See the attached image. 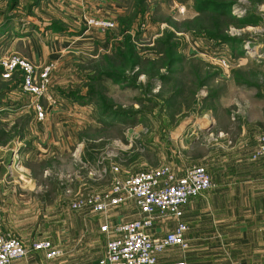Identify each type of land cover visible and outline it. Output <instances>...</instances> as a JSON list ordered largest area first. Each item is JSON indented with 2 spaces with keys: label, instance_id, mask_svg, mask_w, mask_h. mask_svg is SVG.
<instances>
[{
  "label": "crops",
  "instance_id": "crops-1",
  "mask_svg": "<svg viewBox=\"0 0 264 264\" xmlns=\"http://www.w3.org/2000/svg\"><path fill=\"white\" fill-rule=\"evenodd\" d=\"M155 1L39 0L27 21L28 24L32 23L35 31H26L22 36L9 38L5 42L0 40V57L10 52L11 46L20 44L16 47L17 51L38 66L53 65L47 97L35 98L18 87L10 90L6 88V83L10 81L0 77V217L3 228L26 242L48 239L62 249V255L54 259H46L43 252L33 251L10 264H98L106 241L104 233L99 230L100 226L107 219L122 222L137 216V208L132 201L109 211L107 215L86 210L66 213L63 205H67V199L74 193H80V190L84 191L81 194L89 192L74 186L73 182L78 179L80 169L89 172L95 168L92 166L94 163L104 158L102 148L91 157L83 152V141L95 140L85 130H90L96 121L99 124L102 121L94 108L85 110L84 106L93 103L87 102L84 97L88 82L80 84L83 77L89 79L97 70L89 67L83 70L79 65L84 58L88 61L96 59L97 62L102 57L110 61L116 56L128 58L132 53L135 59L148 55L150 60H154L162 55L154 50L156 42L166 34L178 35L184 32V28L176 29L174 20L178 18H155ZM171 1L175 7H181L178 17L181 16L185 5L177 3V0ZM86 17L110 18L115 27L101 31L97 27L86 26ZM140 21L145 25L141 30L149 34L150 42L144 45L149 47V52L152 51L150 54L139 53V45H136L142 37L140 31H135ZM255 26L260 25L254 22L248 24V28ZM91 46L96 47L92 53H86V57L79 54L85 47ZM246 64L245 103L232 97L229 105L234 108H225V113H217V107L208 108L199 103L198 113L189 120L188 132L195 134L191 129L210 128L199 137L211 144L204 166L210 173L214 187L201 196L191 198L183 206V220L188 224V230L184 233L187 246L166 248L157 256L156 264H264V157L251 159L256 148V136L264 134V57L248 58ZM168 69L148 71L141 65L127 73L107 71L106 74L125 76L126 79L120 80L116 86L119 89L128 85L129 74L137 78L135 88L142 87L139 77L152 74V78L161 79L165 74L167 78L161 79V88L174 80L161 97L166 102L165 108L183 112L190 104V92L188 88L186 90L185 80H176L172 76L180 70L174 67ZM68 77L72 79H66ZM69 80L70 83L67 82ZM148 82L151 87L152 82ZM151 91L155 93L154 87ZM68 93L82 96L83 100L71 98ZM36 101L45 108L43 120L35 117L33 103ZM158 101L157 96L145 101L136 100L133 103L134 115H116L118 117L111 125L118 122L126 125L124 134L129 136L113 139L115 145L119 146V156L131 144V135L135 140L138 137L149 141L153 150L162 148L166 131L172 138L174 127L172 122L169 123L164 108L155 112L162 108L158 106ZM143 103L151 104L148 111L142 110L140 105ZM79 107L91 118L84 116V113L80 114L83 118H79ZM67 108L71 110V117L62 119ZM149 111L154 119L160 118L166 125L161 138L158 137L157 128L151 129L150 133L143 128L144 114ZM235 113L237 116H234ZM183 123L184 120L179 121L176 127L180 129V140L186 141L184 128H181ZM197 137L193 138L197 140ZM65 158L70 168L60 164ZM119 166L127 173L120 162ZM180 169L183 171V168ZM126 173L123 172L124 175ZM67 189L69 193H66ZM47 205L54 206L53 211L46 212L53 218L52 226L36 228V220L42 221V206ZM173 225L171 219L158 221L148 233L160 236Z\"/></svg>",
  "mask_w": 264,
  "mask_h": 264
},
{
  "label": "rangeland",
  "instance_id": "rangeland-1",
  "mask_svg": "<svg viewBox=\"0 0 264 264\" xmlns=\"http://www.w3.org/2000/svg\"><path fill=\"white\" fill-rule=\"evenodd\" d=\"M4 1L5 0H0V24L4 23V27H7L6 30L0 34V38L1 36L3 37L0 40H3L2 42H5L4 40H8L9 38L22 36V34H24L26 31L34 32L35 30H33L32 23H27V21H29L28 15L32 14L33 6L35 5L31 3L33 1ZM211 1H213L215 4H218L217 6H215L216 8H213L214 4L213 6L212 4H201L203 3V0H177V3L185 5L183 11L184 13L179 17L178 14L181 10V7H175L171 0L155 1L157 2L154 5L153 11V15L155 16V18L159 20H174L173 17L178 18L176 21L174 20L176 29L180 28L181 30H183L184 28V32L180 30L179 32L182 33H179L178 35L177 33H172L171 40L172 42L178 43V49L176 47V50H174V52L172 53L174 54L171 63V65L173 64V66L169 67H174L176 68V70H180V72H177L172 76L176 77V80H185L186 90L188 88V91L191 95V97H188L191 106L190 104H188L186 107L187 109L183 112H180V109L169 110L165 108L166 102H163L161 98L162 96H164L163 92L168 90V88L172 86V82L174 80H171V83L169 82L167 86L161 88L159 85L167 77H161V79H163L161 80L157 77L152 78L151 74L150 78L139 77V80L141 79L140 84L142 87L137 86L138 88H135V82H137V78H135L133 74L128 73V85L119 89L118 87H116L119 84L118 79H121L122 82L123 77L119 76L117 79L118 81H114L110 78L117 77H111L106 74L107 71H119L121 73H124L126 71L127 73L133 69H138L139 66L141 67V65L144 70L148 71H157V69L159 68L169 70L165 67L166 61L158 62L157 64L152 62V64L149 62L150 57L148 55L141 57L137 56L136 59L132 55L130 61L128 60L129 57L127 58V56H116L110 61H105L102 57H99V60H97V62H95L96 59L88 61L86 58L81 61L82 63L79 65L80 69L84 70L89 67V69L96 68L97 70L95 74H90V76H92L89 79L83 77L82 81L80 82V84H84L86 81L88 82L84 97L87 102L91 101L93 103L92 105L84 106V108L85 110H90L88 109V107L94 108L96 114L98 116L100 115V119L102 121H100L102 124H99L96 121L97 123L95 122L94 125L91 126L90 130H85L86 133L89 132V135H91L90 137H94L92 139H95L93 141H83V152H85V156L91 157L94 154H97L98 151L102 148L104 158L101 160H104V163L113 166H119L120 162L124 167H126L128 174L138 170L158 167L162 164H172L178 170H181L180 168L184 169L192 165H205L204 159L207 156V152L211 144L205 141L202 136H199L203 131L207 132L210 128L206 126L202 129H191V131H195V134L192 132H188L190 130L188 126L191 124L189 120L194 117V115L198 113V110L200 109L199 107H197V105L200 103L202 104V106L203 104H205L208 108L217 107V113H225V108L226 110L234 108L233 105H229L232 97L245 103L247 96L246 60L251 57H264V0ZM253 22L254 24L260 26H255V28H248V24H253ZM142 23L143 21H140V23L138 24V29L135 30L140 31L142 36H140L141 39L138 40V44L136 45H139V53L145 55L150 54L152 51L149 52V47H146L147 45H144L150 42V40L148 36L149 34H147L146 31L141 30ZM144 23L146 22L144 21ZM44 30L48 29L45 28ZM199 30L200 32H198ZM142 31L144 33H142ZM207 32L215 33L217 37H220L225 41L234 40L233 42L235 43L220 42V44L223 45V51H221L219 50L221 47H217L216 45H214V43H216L215 41L208 39L203 34H201ZM164 38L165 36L162 37L161 40ZM253 39L255 40V42L253 41ZM18 45L11 46L12 48L8 54L12 52L20 54V52L16 49ZM94 48L96 47H85L81 52H79V54L86 57V53H92V50ZM222 57H225L226 59H232L234 61L233 66L227 69L219 66L217 62H219V59H221ZM157 60L159 59L157 58L153 61ZM134 61L140 62L138 67L134 66ZM182 71L185 72L183 73ZM66 79L71 80L72 78L68 77ZM70 80L67 82L70 83ZM146 80L151 81L153 85L150 87V83H147ZM200 81L202 84L200 83ZM17 87L20 88L18 83H6V88H10V90L16 89ZM152 87H154L155 93H152ZM20 90L23 91L21 88ZM88 92H91V94H88ZM152 96H157V98L160 100L158 101V106L162 107L158 110H155V112L160 110L162 111L164 108L165 115H168L169 123L172 122V127H174L175 129V131L174 129L172 131V138L169 137L166 131L164 133V138H162V148H155L153 150L151 149V144L149 141L145 139H138V137L135 140L134 136L131 135L133 140L130 145L128 144V148L122 151V153H124V157L122 158V153L120 154V156L118 154L119 146L115 145V141H113V139H125L126 137H129L124 134L125 128L127 126L119 122L114 125H111V123L114 122L115 118L120 115H134V101L149 100L152 98ZM140 106L143 111H148L151 104L143 103ZM189 106L190 108H188ZM221 107L223 109H221ZM75 108L78 109V107ZM81 108L79 107V115L84 113V109L82 108V110ZM236 113L234 114V116H237L238 113ZM116 115L118 116L116 117ZM144 115L147 117H143L144 130L150 133L151 129L154 130L155 128H157L159 133L158 137L161 138L163 135L162 130L165 129L166 125H163V123L160 121V118L154 119V115H152L150 111L149 113L146 112ZM63 116L64 117H62V119L71 117V110H69L68 108L65 109ZM84 116L87 115L84 113ZM79 118L83 117L80 115ZM152 120L154 121V124L152 123ZM181 120H184L181 128H184L183 130L186 136V139L184 140L186 141H181V135L178 136L180 129H178L176 126ZM186 122H189V124H187ZM97 124L98 126L96 127ZM194 136H198L197 140L193 138ZM120 159L125 162L122 163ZM97 162L92 166H95V168L98 167ZM60 164L64 165V168L71 167L68 166L69 163L67 162L66 158ZM121 170L120 175H124L123 172L126 173V170ZM77 175L78 179L75 180L73 184L74 186L80 187V189H85V191H101L108 188L111 184L110 174L104 175L102 178L94 180L96 178L92 179V176V178H90L88 170L80 169ZM82 192L84 191L80 190V193ZM53 207L54 206L50 205L42 206V221L39 222L38 220H36V228H38L39 226L41 228H49L52 226L53 218L51 217V214L46 212L53 211ZM63 208L64 212L72 213L70 212V209L67 205L64 204ZM127 213L130 212L127 211ZM125 217L127 218V216Z\"/></svg>",
  "mask_w": 264,
  "mask_h": 264
},
{
  "label": "built area",
  "instance_id": "built-area-1",
  "mask_svg": "<svg viewBox=\"0 0 264 264\" xmlns=\"http://www.w3.org/2000/svg\"><path fill=\"white\" fill-rule=\"evenodd\" d=\"M87 26L107 31L115 26L110 18L86 17ZM145 25L142 23L141 27ZM223 51V45L214 43ZM221 53V52H220ZM215 55V54H214ZM217 62L222 68L233 66V60L222 57ZM52 64L40 67L29 58L10 53L0 57V74L5 80L20 75L19 87L35 98L47 97L51 85ZM37 120H43L45 108L38 101L33 103ZM264 157V134L256 136V148L251 159ZM98 160V167L90 169L88 174L100 179L111 175L108 188L85 194L74 193L67 199L72 211L86 210L107 215L109 211L132 201L137 208V217L127 221L105 220L100 232L106 237L104 251L98 264H156L157 256L171 246H187L184 238L188 224L183 220V206L191 199L201 196L214 187L210 174L204 165H192L180 171L172 164L138 170L120 175V168ZM65 175L64 177H68ZM70 190L67 189L66 193ZM171 219L174 225L160 236H151L158 221ZM33 251H41L46 259L62 255V249L48 239H32L28 242L4 230L0 218V264H10L27 256ZM175 264H184L178 262ZM239 264V263H234Z\"/></svg>",
  "mask_w": 264,
  "mask_h": 264
},
{
  "label": "trees",
  "instance_id": "trees-1",
  "mask_svg": "<svg viewBox=\"0 0 264 264\" xmlns=\"http://www.w3.org/2000/svg\"><path fill=\"white\" fill-rule=\"evenodd\" d=\"M33 2H31L32 4H37L39 0H32ZM213 1L211 0H203V3L201 4H206V5H211L213 6V8H216L215 6H217L218 4H215L214 2L212 3ZM4 23L0 24V34L3 33L5 30H6V27H4ZM200 32V30L198 31ZM196 34H200V33H196ZM203 34L205 37H207L208 39H211L213 41H215L216 43H220V42H229V43H232L234 40H231V41H225V40H222L220 37H217L215 33H201ZM171 37H172V34H166L165 35V38L156 42L155 46H154V50L157 52V53H162V55H160L158 57L159 60L157 61H149L150 63L154 62L155 64H157L158 62H162V61H166L165 62V67L166 68H169L171 63H172V59H173V56L174 54H172L174 52V50H176V47L178 49V43L176 42H172L171 40ZM235 43V42H233ZM128 60L130 61L131 57H132V53L129 54L128 56ZM135 63H138L140 64V62H137V61H134L133 64L135 65ZM153 64V63H152ZM155 64H154V67H155ZM107 75L111 76V77H117V78H110L114 81H120L121 79H118L119 75H114L112 76L111 74L107 73ZM163 78L166 77L165 74H162ZM150 78V76L148 77ZM20 75H15L12 79H9L8 81L12 82V83H15L17 84L19 81H20ZM118 79V80H117ZM123 79H126L125 76ZM88 94H91V92H88ZM72 95V96H71ZM68 96H70L71 98H75V99H79V100H83V97L82 96H77L75 93H68ZM127 116H130V114H126Z\"/></svg>",
  "mask_w": 264,
  "mask_h": 264
}]
</instances>
